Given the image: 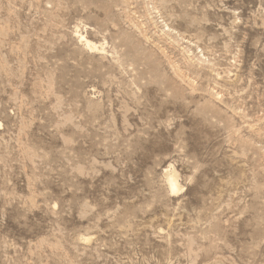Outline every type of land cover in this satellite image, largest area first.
Segmentation results:
<instances>
[{
	"label": "rangeland",
	"instance_id": "obj_1",
	"mask_svg": "<svg viewBox=\"0 0 264 264\" xmlns=\"http://www.w3.org/2000/svg\"><path fill=\"white\" fill-rule=\"evenodd\" d=\"M0 123V264H264V0H0Z\"/></svg>",
	"mask_w": 264,
	"mask_h": 264
},
{
	"label": "bare ground",
	"instance_id": "obj_2",
	"mask_svg": "<svg viewBox=\"0 0 264 264\" xmlns=\"http://www.w3.org/2000/svg\"><path fill=\"white\" fill-rule=\"evenodd\" d=\"M78 37H79L80 41L83 42L85 44V46L87 48L91 49V50L98 51L101 48V46H98L97 44H95L92 41L88 40L83 35H79L78 34ZM0 126H1V123H0ZM166 184H167L168 189H169L168 192H170L171 194H177L182 189V187L178 183V180L175 177L174 172L171 171V169L168 170V171L166 170Z\"/></svg>",
	"mask_w": 264,
	"mask_h": 264
}]
</instances>
